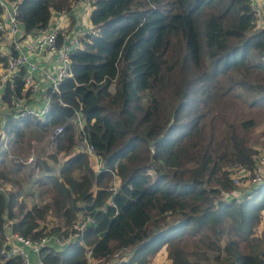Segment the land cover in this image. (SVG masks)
Segmentation results:
<instances>
[{"label": "trees", "instance_id": "obj_1", "mask_svg": "<svg viewBox=\"0 0 264 264\" xmlns=\"http://www.w3.org/2000/svg\"><path fill=\"white\" fill-rule=\"evenodd\" d=\"M74 1L16 0L23 33L49 24L54 10L69 11ZM89 17L93 30L73 50L51 111L5 117L2 134L23 149L28 127L54 132L63 125L52 141L66 157L57 172L36 160L49 169L40 183L51 186L50 196L41 202L29 207L19 192L0 190V249L8 228L66 238L80 215H92L81 237L44 246L39 258L90 264L91 253L107 263L132 247L117 264H145L166 246L171 264H264V180L238 200L226 195L238 189L232 166L252 169L264 149L254 144L264 125V26L250 1L94 0ZM8 55L0 50V65ZM24 71L6 83L3 102L29 96ZM76 112L84 116L82 132L70 121ZM82 134L100 156L98 171L77 148ZM4 161L0 149L1 180L18 169L9 171ZM114 174L119 187L112 195ZM51 212L58 222L46 221ZM197 235L208 240L212 257L187 248ZM18 263L0 255V264Z\"/></svg>", "mask_w": 264, "mask_h": 264}, {"label": "built area", "instance_id": "obj_2", "mask_svg": "<svg viewBox=\"0 0 264 264\" xmlns=\"http://www.w3.org/2000/svg\"><path fill=\"white\" fill-rule=\"evenodd\" d=\"M94 0H75L71 10L88 6ZM252 10L257 17V25L264 26V2L261 0H249ZM0 6L3 8L5 15L0 17V36L11 38V54L7 58L6 64L1 65L0 76V101L6 83L14 81L16 75L24 67L23 81L25 90L29 91V96L26 94L12 95L7 103L10 109L8 115L13 120H18L28 116L44 117L52 109V94L58 92L62 80L70 73L71 54L76 47L81 46V34L76 30L59 36L61 33L60 25H51L50 23L44 26L36 27L30 33V37L23 36L22 24L16 16V0H0ZM70 10V11H71ZM60 11V10H57ZM1 15V14H0ZM92 31V29L88 30ZM52 53L55 60L53 69L42 66L36 59L38 55L48 56ZM43 80L47 82V86H43ZM43 91V92H41ZM29 97H31L29 99ZM78 132H82L84 126V116L80 112L70 120ZM64 129L63 125H59L54 134L61 132ZM83 135V134H82ZM77 148L87 152L90 156H94L95 165H98V170L101 167V159L96 152L95 146L89 139L83 135L77 143ZM33 159V157H31ZM257 166L252 169L242 165L235 164L231 168L233 181L236 185L243 183H256L264 180V152H260L254 156ZM115 178L117 180H115ZM119 181L117 175L114 174L113 181L109 186L111 194L117 193ZM0 190L4 189V184L0 179ZM231 195L232 193H227ZM241 195V194H239ZM12 219L9 220L11 224ZM95 222L92 215H80L79 218L71 225V233L68 237L63 238L59 234L42 235L37 238L24 236L18 232L6 231V240L0 249V255L3 261L18 259V264H32L34 254L37 255V264H45L40 258V252L51 243H64L65 240L77 239L87 229L88 225ZM68 239V240H67ZM91 260V253H89Z\"/></svg>", "mask_w": 264, "mask_h": 264}, {"label": "rangeland", "instance_id": "obj_3", "mask_svg": "<svg viewBox=\"0 0 264 264\" xmlns=\"http://www.w3.org/2000/svg\"><path fill=\"white\" fill-rule=\"evenodd\" d=\"M84 21L86 22V24H89L90 22L88 19H84ZM63 30L64 33L67 34L68 32L72 31V25L68 26L65 29H62L61 31ZM78 33L81 34V31H79ZM1 67L2 66L0 65V68ZM5 104L0 101V107L6 108L7 104L6 106ZM3 115L4 111L0 108V149L4 154V163L9 169V171L12 166L18 165V169L16 170V172L11 171L10 176L2 180L4 184V189L5 191H7V193L11 191L19 192L22 199L26 202L27 206L30 207L33 203L41 202L45 195L48 197L50 196L48 188H51V186H46L45 184L40 183L42 179H47L49 169H46L47 167L43 163H36V160L38 158H41L42 161L46 162L49 165L52 172H57L59 166L66 157V153H64V151L57 153L58 151L56 149L55 143L52 141V136L55 130L54 132L49 130L46 131L34 125L26 129L28 146L24 149L19 148L20 144L13 142L11 138L12 136L7 135V133L2 134L1 132L2 126L4 125V121H2ZM263 128L264 125H260L256 130V136H254V144L258 147H261V149L264 146V137L260 134ZM261 152H264V149H262ZM13 157L20 162L12 161L11 158ZM31 157H33V159H31ZM95 168L98 171V165L95 166ZM113 178L114 176L112 177V181ZM115 180L117 179L115 178ZM237 186L238 189L237 191H234L235 193L232 192V196L236 197V199L238 200L242 197L243 193L250 185L249 183H239ZM46 221H48V223H50L51 221L58 222L59 219L54 213L51 212L49 213ZM259 230L261 235H263L264 221L261 223ZM213 238L215 239V237ZM225 242L226 238H223L221 243ZM208 244V240L202 239L200 238V236L197 235L195 239L190 242V244L189 242L187 243V248H190L194 251H206L207 254L212 257L216 252L213 251V249H211ZM131 249L132 247L128 248V250L123 253L125 255H116L110 262L103 263L91 259L90 264H117L118 261H120L131 251ZM145 264H171L169 249L166 246H163L156 254L149 255L147 263Z\"/></svg>", "mask_w": 264, "mask_h": 264}, {"label": "crops", "instance_id": "obj_4", "mask_svg": "<svg viewBox=\"0 0 264 264\" xmlns=\"http://www.w3.org/2000/svg\"><path fill=\"white\" fill-rule=\"evenodd\" d=\"M262 2H264V0H261ZM93 7V3H91L88 6H82L81 8L75 9V10H69V11H57L54 10L53 14H52V18L50 20V24L51 25H60L62 29L67 28L68 26L72 25V29L76 30L77 32L81 31V35L84 34L86 31L92 29L93 30V25L91 22H89V24H86V22L84 21V19H88L90 21V12L92 10ZM2 15H5L4 12ZM23 28V27H22ZM62 33V31H61ZM64 33V30H63ZM23 36L25 38L30 37V33H23ZM0 50L5 53V54H11L12 50H11V38H4L0 36ZM8 55V56H9ZM34 59H36L42 66L53 69L55 66V60H54V56L52 53H48V56H44V55H38L36 56ZM44 86H47V82L43 80V86L42 89H44ZM3 89V87H2ZM0 88V90H2ZM43 92V91H41ZM2 101V100H1ZM3 102V101H2ZM5 104V102H3ZM7 104V102H6ZM5 104V106H6ZM3 111H4V115H3V120H5V117L8 115V113L10 112V109L8 106L5 107H0ZM91 159H94V156H90ZM5 191V190H4ZM7 231H11V229H7ZM62 244V243H61ZM33 258V263L32 264H37V260L38 257L37 256H32Z\"/></svg>", "mask_w": 264, "mask_h": 264}]
</instances>
